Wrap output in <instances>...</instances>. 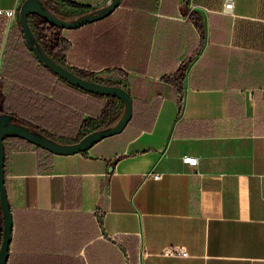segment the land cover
I'll return each instance as SVG.
<instances>
[{"label": "crops", "instance_id": "crops-1", "mask_svg": "<svg viewBox=\"0 0 264 264\" xmlns=\"http://www.w3.org/2000/svg\"><path fill=\"white\" fill-rule=\"evenodd\" d=\"M223 3L120 0L63 29L67 62L120 82L139 116L74 154L5 140L6 264H264V0H234L232 13ZM17 22L0 15V74ZM86 33L87 51L77 43ZM189 57L179 92L165 77ZM114 66L124 75L104 70Z\"/></svg>", "mask_w": 264, "mask_h": 264}, {"label": "trees", "instance_id": "trees-1", "mask_svg": "<svg viewBox=\"0 0 264 264\" xmlns=\"http://www.w3.org/2000/svg\"><path fill=\"white\" fill-rule=\"evenodd\" d=\"M43 1L53 11H55L54 4H59V2H66L78 8L79 11L74 14L87 10L84 5L71 0ZM195 13L192 11L191 16L195 17ZM27 18L41 46L57 61L82 77L123 86L120 82L98 79L95 77L96 71L70 65L67 62L66 53L72 49L73 43L62 35L65 28L50 24L36 14H28ZM196 24L201 28L199 20ZM17 28L18 41L12 45L10 42L7 43L6 58L9 57V60L0 74V113H8L18 122L29 125L62 142L78 141L89 131L106 126L119 117L123 104L118 98L81 89L39 63L27 50L18 22ZM88 42L87 33L81 37L80 41H77L78 46L85 51H87ZM191 60L192 57L186 58L174 73L165 77V81L174 85L179 92H181L185 72ZM104 70L115 71L118 76L124 75L123 70L116 66L107 67ZM7 79L11 81V86L9 91L4 93L3 89ZM132 102L133 115L129 123L139 116L138 106L134 100ZM7 138L26 141L15 136L4 138V154H6L5 140Z\"/></svg>", "mask_w": 264, "mask_h": 264}, {"label": "water", "instance_id": "water-1", "mask_svg": "<svg viewBox=\"0 0 264 264\" xmlns=\"http://www.w3.org/2000/svg\"><path fill=\"white\" fill-rule=\"evenodd\" d=\"M120 0H106L102 5L73 15H65L50 9L43 0H22L17 8V21L24 44L39 63L52 70L61 78L81 89L111 95L118 98L123 109L112 123L89 131L78 141L62 142L45 135L43 132L18 122L8 113H0V264H6L12 231V218L4 182L3 139L15 136L41 147L54 154H74L89 149L101 139L121 132L133 115V102L130 91L119 84L98 82L82 77L51 56L37 40L28 21V14H36L50 24L61 28L73 29L100 20L109 15L119 5Z\"/></svg>", "mask_w": 264, "mask_h": 264}, {"label": "built area", "instance_id": "built-area-1", "mask_svg": "<svg viewBox=\"0 0 264 264\" xmlns=\"http://www.w3.org/2000/svg\"><path fill=\"white\" fill-rule=\"evenodd\" d=\"M234 8V0H224L223 3V11L227 13H232ZM4 14L8 19L15 18L17 16L16 9L13 7H8V8H1L0 7V15ZM185 162H189L191 164H195L197 159L196 157H191V156H186L184 157ZM148 176L158 178L161 176V172H153V171H148L146 172ZM166 252H171V253H181V254H188V251L186 248H182L181 246H168Z\"/></svg>", "mask_w": 264, "mask_h": 264}, {"label": "rangeland", "instance_id": "rangeland-1", "mask_svg": "<svg viewBox=\"0 0 264 264\" xmlns=\"http://www.w3.org/2000/svg\"><path fill=\"white\" fill-rule=\"evenodd\" d=\"M53 9L55 10V12H59L61 14H65V15H69V10L61 8V7H57V6H53ZM95 77H97L98 79L104 80V81H110V75L107 74L106 72L100 71V72H96ZM120 133V132H119ZM117 133V134H119ZM115 134V135H117ZM112 137V136H109ZM107 137H105L106 139Z\"/></svg>", "mask_w": 264, "mask_h": 264}]
</instances>
